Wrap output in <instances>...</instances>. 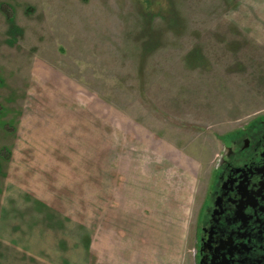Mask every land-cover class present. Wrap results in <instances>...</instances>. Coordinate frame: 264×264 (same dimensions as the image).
I'll list each match as a JSON object with an SVG mask.
<instances>
[{
    "label": "rangeland",
    "instance_id": "1",
    "mask_svg": "<svg viewBox=\"0 0 264 264\" xmlns=\"http://www.w3.org/2000/svg\"><path fill=\"white\" fill-rule=\"evenodd\" d=\"M256 118L264 0H0V264H192Z\"/></svg>",
    "mask_w": 264,
    "mask_h": 264
},
{
    "label": "flooded vegetation",
    "instance_id": "2",
    "mask_svg": "<svg viewBox=\"0 0 264 264\" xmlns=\"http://www.w3.org/2000/svg\"><path fill=\"white\" fill-rule=\"evenodd\" d=\"M194 226L192 264H264V118L223 135Z\"/></svg>",
    "mask_w": 264,
    "mask_h": 264
},
{
    "label": "crops",
    "instance_id": "3",
    "mask_svg": "<svg viewBox=\"0 0 264 264\" xmlns=\"http://www.w3.org/2000/svg\"><path fill=\"white\" fill-rule=\"evenodd\" d=\"M89 246H91V249H92V242H90V245Z\"/></svg>",
    "mask_w": 264,
    "mask_h": 264
}]
</instances>
